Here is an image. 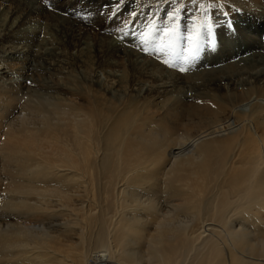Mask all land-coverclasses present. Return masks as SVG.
I'll list each match as a JSON object with an SVG mask.
<instances>
[{
	"label": "bare ground",
	"instance_id": "bare-ground-1",
	"mask_svg": "<svg viewBox=\"0 0 264 264\" xmlns=\"http://www.w3.org/2000/svg\"><path fill=\"white\" fill-rule=\"evenodd\" d=\"M68 1L31 3L65 12ZM28 2L0 0V264H264V132L252 119L264 111V77L235 65L217 85L172 92L154 117L152 92L126 96L130 80L115 88L86 48L87 62L60 78L62 92L45 83L61 72L28 42L40 26L32 13L28 30L11 35ZM249 8L264 23L263 8ZM99 30L83 35L90 42ZM110 40L113 58L139 56L137 42L127 51ZM25 74L42 91L8 79ZM190 104L209 119L179 129L171 119H191ZM150 117L156 130L141 134Z\"/></svg>",
	"mask_w": 264,
	"mask_h": 264
},
{
	"label": "rangeland",
	"instance_id": "rangeland-1",
	"mask_svg": "<svg viewBox=\"0 0 264 264\" xmlns=\"http://www.w3.org/2000/svg\"><path fill=\"white\" fill-rule=\"evenodd\" d=\"M32 1L34 0H29L28 3H21L15 9L14 18L17 19L19 24L13 29L15 31H11V35L13 38L20 37L22 33L28 30L27 28L30 27V24L26 23L25 18L32 13L29 16L37 19L41 27L39 26L35 29V38L29 39L28 42L33 46L32 50L39 49L40 55H44V52L46 55L48 54L44 58L53 65L56 71L61 72L59 77L56 75L53 78L47 77L45 79V83L48 86H55L59 91H64L65 89L63 84L59 83L60 78L65 74L64 72L70 71L74 66H81L85 61L87 62L88 58L85 53L88 50L93 53L92 56H94V52L97 53V55L92 57V61L104 68L105 73L110 74L109 79L116 82L115 88L125 86V82L127 83L130 80L128 83H130L133 92L129 91L126 96H134V90H138L140 87L147 88L152 92L148 94L150 95L148 100L154 98V103L149 113L154 114V117L157 116V104L168 96L170 97L172 92L184 87H194L202 91L208 86L217 85L219 81L230 77L229 75L235 65L248 69L253 68L243 71H248L249 74H257L259 79L264 77V23L259 21V15H254L251 8H249L251 5L260 10L263 8L264 11L263 0H195V2H192V0H121L118 5L116 0H69L66 3L68 9L65 12L52 9L50 11L49 8H41L42 11L37 6L34 7L33 5L32 7ZM104 3H107L108 9L105 7L106 5H102ZM33 8L38 10L36 9L33 12ZM109 8H115L116 13L113 14ZM1 10L2 8H0ZM170 13L175 16L174 20H169ZM41 15H43L44 19H42ZM230 24L234 25V28H231ZM173 27L176 38L170 42L169 38L164 36V31ZM96 28L100 29L98 31L100 33H98L99 36L88 42L87 36L83 34L86 33L88 36H93L97 32ZM197 30H199L201 35L193 50L189 46L187 36L195 34ZM125 33L128 34L125 35ZM110 39L117 43L121 40L119 44L121 43L120 45L123 44L122 46L127 47V51L134 49L135 47L132 44L135 45L137 42L135 46L137 47L136 53L139 56L132 57L128 61L126 60L127 58H123L122 54L115 53L116 58H113L109 54L112 49L114 51L116 49L109 43ZM145 39L148 44L143 45L142 50L141 40ZM97 40L100 41L101 45L96 42ZM209 40L214 43L208 42ZM103 41L104 43H102ZM16 49L21 52L19 46H16ZM119 50L121 49L119 48ZM47 51L48 53H46ZM64 52L68 55H63ZM32 56L35 57L34 54ZM69 65L71 67L69 69L66 68ZM124 67L127 69L122 72ZM181 68L184 70L181 71ZM60 69L61 71H59ZM122 75L124 76L122 77ZM20 77L10 75L8 79L11 78V81H14L12 83L20 84L19 87L21 89H24L25 86L32 88L33 85H36V91H42L44 86L39 78L28 76L27 74ZM80 78V75H78V79ZM117 81L122 82L121 85ZM93 88L98 90L100 84ZM33 90L25 89L23 92ZM65 95L70 97L67 94ZM78 97L80 99V101L78 99V102L85 105V98L80 95ZM171 102H175L174 96H172ZM196 104L189 105L188 112L192 114L189 115L192 117L191 119H188L190 117L186 115H179L177 118H172L171 122L175 125L182 122L185 124L189 123V121L196 122L198 118L207 117L208 114L204 111L207 107ZM243 107L245 108V106ZM183 109L186 108L184 107ZM192 110L193 112L190 113ZM224 114L220 115V118L230 116L228 113ZM252 119L256 120L259 127L258 134H262L264 132V111L260 115L256 114V117L253 116ZM152 120L151 118V122L147 120V122H143L144 125L142 124V126L144 127L140 128L141 134L146 133L145 135H147L156 130L152 128L156 124ZM168 121L170 119L167 120V123ZM183 124L180 126L176 125V127L184 129ZM232 124L234 125V123ZM196 133H193V135ZM3 184L1 183L0 185V189H3V191L0 190V194L6 196V189L4 190ZM141 242L140 240L139 244L137 246L133 245V247L140 249Z\"/></svg>",
	"mask_w": 264,
	"mask_h": 264
},
{
	"label": "snow or ice",
	"instance_id": "snow-or-ice-1",
	"mask_svg": "<svg viewBox=\"0 0 264 264\" xmlns=\"http://www.w3.org/2000/svg\"><path fill=\"white\" fill-rule=\"evenodd\" d=\"M120 2H121V0H116V4H117V5H118ZM192 2H195V0H192ZM105 7H107V5H106ZM110 11H112L113 14L116 13V9H115V8L110 9ZM168 18H169V20H174V19H175V16H174L173 14L170 13ZM230 27H231V28H234V25H231V24H230ZM127 34H128V33H125V35H127ZM133 34H134V33H133ZM200 35H201V33L199 32V30H197V31L195 32V34H189V35L187 36V40H188V43H189V46H190L191 49H193V50L195 49V47H196V43H197V40L199 39ZM164 36L167 37V38H169V41H170V42H171V41H174L175 38H176L174 27L165 30V31H164ZM208 42H210V43H214V42L211 41V40H209ZM147 43H148V41H147L146 39L141 41L142 50H143V45H145V44H147ZM169 66H174V65H169ZM180 70L183 71L184 69L181 68Z\"/></svg>",
	"mask_w": 264,
	"mask_h": 264
}]
</instances>
